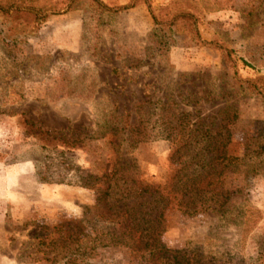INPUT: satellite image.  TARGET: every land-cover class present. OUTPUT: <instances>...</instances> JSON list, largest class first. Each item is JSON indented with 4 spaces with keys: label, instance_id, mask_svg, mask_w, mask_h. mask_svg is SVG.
Returning <instances> with one entry per match:
<instances>
[{
    "label": "rangeland",
    "instance_id": "obj_1",
    "mask_svg": "<svg viewBox=\"0 0 264 264\" xmlns=\"http://www.w3.org/2000/svg\"><path fill=\"white\" fill-rule=\"evenodd\" d=\"M57 1L65 9L37 25L0 15V264H155L122 247L83 256L82 236L63 244L51 228L94 207L107 174L121 186L164 185L190 161L211 171L200 158L222 146L245 158L226 184L233 212L246 202L259 211L255 223L170 209L161 243L219 264H264V99L232 79L264 80V0L193 1L201 37L231 51L234 69L224 51L192 38L180 36L161 56L149 46L152 12L176 0L111 15L67 12L69 0ZM112 194L115 202L120 188Z\"/></svg>",
    "mask_w": 264,
    "mask_h": 264
},
{
    "label": "trees",
    "instance_id": "obj_2",
    "mask_svg": "<svg viewBox=\"0 0 264 264\" xmlns=\"http://www.w3.org/2000/svg\"><path fill=\"white\" fill-rule=\"evenodd\" d=\"M193 1L176 0L162 8L160 13L152 12L156 26L149 35V46L161 56L177 43L180 36L192 38L199 44L215 45L224 51L226 66L234 69L236 65L230 59L231 51L218 43H208L201 37L198 28L201 9ZM142 4L151 8L150 0H131L128 5L118 9L106 5L102 0H69L66 10L70 12L91 7L97 15H111ZM64 9L57 0H0L2 17L29 25L45 22ZM232 79L233 87H243L264 99L262 78L243 80L235 72ZM186 145L189 146L190 142ZM213 152L215 155L209 159L202 156L198 164L202 165L201 169L211 168V171L201 172L194 168L195 162L190 161L164 185L132 180V184L127 182L121 186L118 180L113 181L117 174L110 177L107 174L102 180L103 188L98 191L96 205L86 208L81 218L68 219L53 226L52 239L56 241L58 236H66L62 243L67 241L71 244L76 240L75 235L82 236L85 241L83 256L94 253L98 248L122 247L146 253L155 264H219L220 260L216 256L205 255L190 248L173 250L161 243V236L167 229L166 213L170 209H177L190 216L217 211L232 215L231 222L241 220L246 227L255 223L259 211L248 203L245 202L243 207L233 212L237 199L226 184V176L238 173L245 158L231 155L227 146L214 148ZM194 175L199 179H194ZM117 187L120 188L121 197L114 202L112 193ZM146 198L159 201L158 208L148 210L144 209L145 204H134ZM161 200L165 201L162 207L159 205Z\"/></svg>",
    "mask_w": 264,
    "mask_h": 264
},
{
    "label": "crops",
    "instance_id": "obj_3",
    "mask_svg": "<svg viewBox=\"0 0 264 264\" xmlns=\"http://www.w3.org/2000/svg\"><path fill=\"white\" fill-rule=\"evenodd\" d=\"M69 41H70V40H69ZM69 41H67V42H66L67 44H65L63 47H66V48H68V49H71L73 44L69 43ZM68 43H69V44H68ZM75 43H76V42H75Z\"/></svg>",
    "mask_w": 264,
    "mask_h": 264
}]
</instances>
